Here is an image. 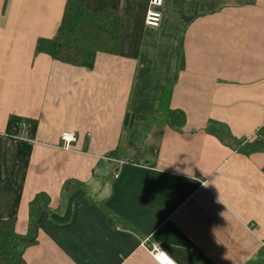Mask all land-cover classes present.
Here are the masks:
<instances>
[{"label": "crops", "instance_id": "0c3cea01", "mask_svg": "<svg viewBox=\"0 0 264 264\" xmlns=\"http://www.w3.org/2000/svg\"><path fill=\"white\" fill-rule=\"evenodd\" d=\"M68 1L0 0V222L26 235L50 199L25 264H157L154 244L176 264H264V0H166L159 27L151 0H81L121 21L92 69L37 52ZM165 88L184 126L139 125ZM14 115L33 139L7 134Z\"/></svg>", "mask_w": 264, "mask_h": 264}, {"label": "trees", "instance_id": "16d2710c", "mask_svg": "<svg viewBox=\"0 0 264 264\" xmlns=\"http://www.w3.org/2000/svg\"><path fill=\"white\" fill-rule=\"evenodd\" d=\"M120 31V18L113 11L91 12L86 8L83 1L69 0L57 34L52 39L39 40L37 52L46 54L62 63L92 69L99 54H119ZM171 97V89L165 88L157 113L150 117L138 118L139 125L145 127L160 121L174 128L183 127L185 115L181 111L171 109ZM134 127L129 125L127 129L131 130ZM36 129L37 122L35 120L14 115L10 117L6 131L9 136L26 134L28 138L33 139ZM208 131L222 140L230 137L225 127L216 123H211ZM134 141L129 147L132 148V151L134 150L135 155H138L136 158H139L140 150L136 145L139 140L136 143ZM122 151L125 153L124 150ZM123 153L116 150L111 156L121 159L124 158ZM77 185L80 186L81 184L67 182L65 192H69ZM49 203L50 199L44 193L38 194L31 202L30 225L26 235L16 233L15 220L0 222V264H25L24 252L36 242L37 220L41 212L49 209Z\"/></svg>", "mask_w": 264, "mask_h": 264}, {"label": "built area", "instance_id": "2783aa9c", "mask_svg": "<svg viewBox=\"0 0 264 264\" xmlns=\"http://www.w3.org/2000/svg\"><path fill=\"white\" fill-rule=\"evenodd\" d=\"M166 0H151L150 8L147 13L146 24L151 27H159L162 14L159 8L163 6ZM63 148L71 149V145L77 141L74 134L65 132L62 135ZM152 254L157 264H176L158 244L152 246Z\"/></svg>", "mask_w": 264, "mask_h": 264}, {"label": "rangeland", "instance_id": "374dc122", "mask_svg": "<svg viewBox=\"0 0 264 264\" xmlns=\"http://www.w3.org/2000/svg\"><path fill=\"white\" fill-rule=\"evenodd\" d=\"M146 145H147V144H146ZM142 147H144V145H143ZM147 149H148V148H147V147H145V150H146V151H147Z\"/></svg>", "mask_w": 264, "mask_h": 264}]
</instances>
